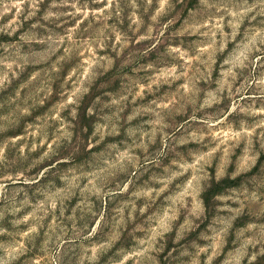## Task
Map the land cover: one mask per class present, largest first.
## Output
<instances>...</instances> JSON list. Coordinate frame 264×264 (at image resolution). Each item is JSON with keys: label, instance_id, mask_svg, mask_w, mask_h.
Here are the masks:
<instances>
[{"label": "rangeland", "instance_id": "obj_1", "mask_svg": "<svg viewBox=\"0 0 264 264\" xmlns=\"http://www.w3.org/2000/svg\"><path fill=\"white\" fill-rule=\"evenodd\" d=\"M118 4H0V245L11 264H52L57 240V264H264V45L255 73L231 68L264 17L236 23L244 0H171L155 21L158 0ZM168 100L179 115L150 135Z\"/></svg>", "mask_w": 264, "mask_h": 264}, {"label": "clouds", "instance_id": "obj_2", "mask_svg": "<svg viewBox=\"0 0 264 264\" xmlns=\"http://www.w3.org/2000/svg\"><path fill=\"white\" fill-rule=\"evenodd\" d=\"M97 2H102V0H97ZM114 2L117 3V7H118L119 6L118 0H107V7L111 8ZM146 2L148 5H151L153 0H146ZM20 3H23V0H0V4H2L5 9L13 6V4H15L18 7ZM132 5L134 8L137 6L136 0H132ZM158 5L159 6L156 10V13L152 17L153 21H155L157 17H159L162 13H164L167 8L171 7V0H158ZM244 5L245 7L243 11L233 12L231 9H229V12L234 17V20L236 23H241L244 17L248 16L250 13H254V15H251L252 21H255L257 17H264V0H254L253 4H248V0H244ZM132 15L133 17H135L136 15L135 12H133ZM135 22L137 24L139 23L138 20H135ZM249 32L251 33V35L249 37L247 45L245 46V50L243 53V59L240 60L239 64L232 65L231 68H239L243 70L244 68H247L250 65L251 71L255 73L257 65H258V60L253 59L249 61L248 57H249V54L253 53L254 51H260V46L264 45V20L260 21L259 27L249 29ZM213 43H215L214 40H213ZM170 51L176 55L180 54L179 49H170ZM227 55H230V52L225 53L224 64L228 63ZM10 63H15V60L10 61ZM7 66L8 64L6 63V61L3 59H0V67H7ZM231 68L229 69L230 72H231ZM176 71L177 69L175 67L171 69V72L161 71L158 73V78L161 82H167V78L169 76H172L174 73H176ZM233 78H234V73H233ZM6 79L7 77L5 75H0V88L4 87ZM155 79L156 78L154 77V80ZM250 82L256 83L258 85H264V76H261L259 79H253ZM211 86L212 85H210V87ZM146 87L150 89L152 87V82H149V84ZM184 87H185V92H188L189 86L186 84ZM217 91H218V94H221L224 92V88L220 87L217 89ZM228 94L231 95L230 88L228 89ZM259 97L264 98V90H262L259 93ZM178 103H179L178 100H168L167 102L162 101L156 105V108L153 109V111L156 114V121H155L156 127L153 128L150 135H155L157 130L162 132L164 128L168 126L166 121L170 115L172 114L179 115V109L177 108ZM260 111L264 112V109H261ZM193 119H196V117L193 116ZM235 135L238 137L240 134L237 133ZM218 150L219 149L209 148L207 151V156L197 157L193 160L191 164H186L185 167L191 168L194 176L199 175L202 172L204 165L208 162V159L212 155H214L215 152ZM132 159H133L132 157H129V161H131ZM2 160H3V152L2 150H0V161ZM124 166H125V161L123 159H119L117 160L116 163L110 164L108 169H105V171L110 172L111 169H114V168L122 169ZM3 187H4L3 185H0V194H2ZM56 206L57 205L55 202L51 203V208L53 210L56 209ZM177 207L178 206L174 203V206L172 209L173 213H175V211L177 210ZM30 231H35V229H30ZM3 232H4V229H0V234H3ZM261 239L264 240V237H261ZM256 242H260V241H256ZM62 246H63V241L57 240V250L55 254L53 255L52 264H57V261L59 260V248ZM0 249H4L6 253V255H0V264H11V261L14 260L16 256L20 254V251L15 248L9 251L3 245H0ZM20 249L22 250V245L20 246ZM91 251L93 254L91 258H95L96 249L93 247ZM145 251H147V249H145ZM81 264H83V260H81ZM137 264H139V260H137Z\"/></svg>", "mask_w": 264, "mask_h": 264}]
</instances>
